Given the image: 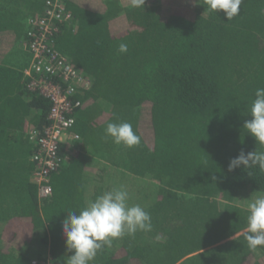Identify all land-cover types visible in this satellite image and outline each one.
<instances>
[{
    "label": "trees",
    "instance_id": "1",
    "mask_svg": "<svg viewBox=\"0 0 264 264\" xmlns=\"http://www.w3.org/2000/svg\"><path fill=\"white\" fill-rule=\"evenodd\" d=\"M46 1L0 0V264H30L45 251L67 264L61 224L86 206V170L95 164L155 191L138 190L152 230L114 239L90 264H264V247L247 246L248 209L234 203L240 193L264 194V171L228 170L241 151H264L243 128L264 88V0H244L230 21L204 0H62L73 18L52 48L91 87L74 96L79 151L61 149L52 196L40 203L25 133L48 125L49 103L28 91L23 43ZM109 122L130 123L140 144L105 138Z\"/></svg>",
    "mask_w": 264,
    "mask_h": 264
},
{
    "label": "clouds",
    "instance_id": "2",
    "mask_svg": "<svg viewBox=\"0 0 264 264\" xmlns=\"http://www.w3.org/2000/svg\"><path fill=\"white\" fill-rule=\"evenodd\" d=\"M244 0H204L207 11L218 13L223 11L228 21L240 14ZM145 0H130L132 7L144 6ZM127 44L121 43L118 51L126 53ZM250 120H246L243 128L264 147V88L255 92V99L249 110ZM111 138L116 145L132 148L140 144L141 138L128 122H109L105 128V138ZM243 166H258L264 171V151H243L233 158L228 166L232 171ZM247 246L250 250L264 247V196H258L248 204L246 218ZM66 250L72 253L67 257V264H90L97 253L110 246L114 239L125 235L134 236L137 231L152 230L150 214L138 204H129V193L123 187H115L103 192L85 207L77 211H68L61 224Z\"/></svg>",
    "mask_w": 264,
    "mask_h": 264
},
{
    "label": "built area",
    "instance_id": "3",
    "mask_svg": "<svg viewBox=\"0 0 264 264\" xmlns=\"http://www.w3.org/2000/svg\"><path fill=\"white\" fill-rule=\"evenodd\" d=\"M72 18L62 0H47L43 13L31 19L28 40L23 43L29 52V61L23 70L28 91L49 103L48 125L41 130L31 127L25 133L33 148L30 161L35 170L32 178L40 203L52 196L49 180L64 162L61 149L79 151L81 137L73 128L80 102L74 96L91 87V78L52 48L60 27L69 24ZM30 264L54 263L49 251H45L43 258L32 260Z\"/></svg>",
    "mask_w": 264,
    "mask_h": 264
},
{
    "label": "rangeland",
    "instance_id": "4",
    "mask_svg": "<svg viewBox=\"0 0 264 264\" xmlns=\"http://www.w3.org/2000/svg\"><path fill=\"white\" fill-rule=\"evenodd\" d=\"M94 164V162H93ZM105 164V163H104ZM97 164H95L96 166ZM90 167V169L92 168V172L91 170H88L86 172H88V176L85 175V179L88 181L87 186H90L89 190L92 191V189L94 187H98L100 186L101 189H103V191H109L112 188H115L117 186H113V185H106L105 183H98V181L96 179H99V177L97 175L101 174V175H105V171L102 169H108L109 167L105 168L103 166H96V167ZM105 166H107L105 164ZM109 170V169H108ZM104 171V172H103ZM96 173V175H93V173ZM96 177V178H95ZM94 178V180L92 179ZM105 179V178H104ZM106 181V180H105ZM122 181H124L127 184H129V188H128V193H129V204H138L139 205V191L138 190H148V194L150 196H152L154 194L155 191V185H148V182L146 183V179H137L135 177H131V179L129 177L124 176V178L122 179ZM148 181V180H147ZM94 186V187H93ZM245 193V192H244ZM245 196V197H244ZM258 196H264V194L258 195ZM258 196H254V195H249V194H239V198L237 202L234 203H238L240 206L248 209V204L253 201L255 198H257Z\"/></svg>",
    "mask_w": 264,
    "mask_h": 264
},
{
    "label": "crops",
    "instance_id": "5",
    "mask_svg": "<svg viewBox=\"0 0 264 264\" xmlns=\"http://www.w3.org/2000/svg\"><path fill=\"white\" fill-rule=\"evenodd\" d=\"M104 110H106V109H104ZM107 111V110H106ZM103 164H104V162H103ZM105 165V164H104ZM87 168H90V167H88L87 166ZM109 169V170H108ZM108 169H102V170H104L105 171V175H103V181H105L106 182V185H108L109 186V184L110 185H113V186H116L115 185V182L117 181L115 178H124V174H122V173H124L123 171H121V170H114L112 167H109ZM89 170V169H88ZM88 170H86V171H88ZM92 170L93 169H91V172H92ZM103 171V172H104ZM88 172H86V175L88 176V174H87ZM126 174V173H125ZM93 175H96V173L94 172L93 173ZM126 177H129L130 179H131V177L132 176H130V175H125V178ZM105 178V179H104ZM93 179V178H92ZM94 180V179H93ZM123 182V181H122ZM129 184H127V186H128ZM89 188H90V186H87L86 187V191H85V201H86V203H88L89 201H92L93 200V198H94V196H95V192H94V188L92 189V191L91 190H89ZM103 192H105V191H103ZM100 195V194H99ZM98 195V196H99ZM95 198H96V196H95ZM130 205H133V204H130Z\"/></svg>",
    "mask_w": 264,
    "mask_h": 264
}]
</instances>
